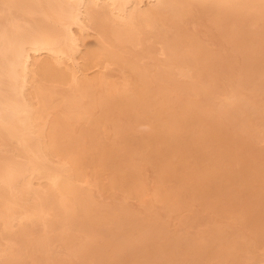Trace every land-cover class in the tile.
<instances>
[{
    "label": "bare ground",
    "instance_id": "bare-ground-1",
    "mask_svg": "<svg viewBox=\"0 0 264 264\" xmlns=\"http://www.w3.org/2000/svg\"><path fill=\"white\" fill-rule=\"evenodd\" d=\"M189 10H194L197 14L199 13L198 16L201 18L204 16H207V18H209L208 19L209 22L211 21V23H213L215 25L214 27H216L217 30L218 29H219V31L222 30L221 34L220 33L219 34L225 38L223 40H228L229 42H231L232 45L236 44L240 47L242 46V48H243V45L247 49L250 48L249 50H251V52L248 50L250 52L249 55L247 54L246 51L244 54L242 53L244 51H242V52L238 51L239 54L240 53L243 54L244 58L242 57V59L245 60V65L247 66V67L246 66L243 67L244 68L243 72L246 70V72H245L246 74L244 73L245 75L242 78H243V80L249 78L248 77V74H249L248 70H250V72L254 70L258 74L257 78H260L262 80V82H264V80H263L264 79V67L260 68V66H261L260 65L259 66L260 69H255V65L258 66V64H256L258 62V59H259V61H261V60L263 61V59L260 58V56L263 55L262 54L263 50L261 51V49L259 50V48L254 47L252 45L251 34L254 35V32H250L251 33L250 34L248 32H245V30L242 28L243 26L242 27L237 26V22L243 21L245 19L244 13L246 14L248 12H251L253 14L255 24H257L258 26H262L263 25L262 21L264 20V0H0V15H3V17H5L4 18L5 22L0 23V233L1 234H3V232L9 233V231L11 233V230L13 231L14 230L13 228H15V226H16L15 230H17V231L15 232V230H14L15 233H14L13 239H14L15 243H18V245H19L18 247H20L19 248L20 251L19 250L18 251L20 253H22L21 250H24L25 253L28 255V257H29L28 259H30V264H50V262H48V260H47L49 255L47 253H45L46 252V246L48 245V242L50 240L49 236H47L48 231H44L43 233L36 232L38 234H36V233L34 234L33 230H31V228L33 227L31 225L34 224L36 221L42 222V226L44 227V229L46 227L47 228L50 227L49 229H51V227L54 228V226H56V225L66 224L68 227L65 226L64 232H67L66 230H68V229H66V227L70 228V227L75 226V225L82 227L87 232V231H89L88 225L89 224L91 225V223L93 221H98V222L100 221L103 223L113 221L112 218L114 216H111V213H107V214L103 215L102 212L98 211L99 212V214H98V212L93 210V209H95L92 206L94 204L89 203L92 200L90 194L86 191L85 188H84V190L82 189L83 187H86V186L82 185V187H80L81 184H79L78 182H80L81 176L87 177L86 173L84 175L82 174V171H81L82 160L81 159L85 158V157L88 158L89 159L88 164L90 165V163H91L92 166L93 165L96 167L98 166V168H97L98 170L101 168H102V170L106 169V168L109 169V168H112V166L114 169V167H116L117 165L118 166L116 168H120L121 165H123L121 163L124 162V160H126L124 155L128 151L127 148L130 144L129 137H127L126 133H124V128H123L124 124H122V123H124V122L128 123L129 121L133 122V112L134 111L135 112L137 111V112L141 113L142 115H146L145 117L147 119H149V117H151V116L156 115L155 118L157 117L159 120L160 119L162 120V121L160 120L161 122H157V124L155 123V120H154V123L156 125L155 124L147 125V129H148L150 135H149V137L146 136V138L148 137L149 140L151 141L152 140L151 136L155 137V139H158V141H156V142H159L161 144V146L164 145L165 149L160 154L163 155L161 157H165L164 158L165 160L162 162L161 166H158V163L156 161L159 158H156L157 160L154 161V160H152L153 158L149 159L147 156L146 159L149 162V164L152 163V164H154V166L160 167L157 169V177L155 179L157 181L156 182L157 187H156V184L154 182L155 187H156V188L153 187V188H155L154 195H156V196L158 195V197H161V198L163 197L167 204L169 203L168 200H172L170 202L174 203L173 200L176 201V199H178V197L175 199V195H170L169 193L166 194V192H164L165 196H163L162 190H161V186L165 180V175L168 174L169 172L171 173V171L176 169L175 167H173L174 164L171 165L173 161H169V158H171V155L173 156V158H174V156L177 158V160H176L177 162H178V160L181 161L180 160L181 157L179 156V153L177 155L175 153V150H178L175 148L177 146L181 145L180 144L181 141L178 140L179 145L177 144V142H175V144H177V145H174L173 144L174 141L171 142L170 141L171 139L166 137L167 128H168V125L170 123L169 121L171 119H170V117H169V119H166L164 117L161 118L162 117L161 114L163 113L165 108L170 106L172 103H174L173 97L171 99V97H168L166 92H165L166 89L170 88L169 84L173 83L172 80H174L173 79L174 76L172 73L168 72L167 69H165L166 71H164V69L157 68V69H159V71L155 72L154 76H155V78H157L156 80H158L157 82H159V83L157 84V82H156L157 85L155 84V87L153 86V88H148V86L146 84V78L147 77L144 73V68L140 67L135 62H132V63L128 62L129 58L127 59L126 57H124V56H126L125 54H124V56H122L123 54L120 55L119 49H120V45H122L125 42L130 43V45L134 44V43H139L140 42V36L137 35L138 32H136V31L140 28L139 26L146 25V26H148L149 29L153 30L152 34L154 35V37L157 35L160 37L161 36L165 37L164 39H162L163 40V44H162L163 47L161 46L163 48V50H161V51L166 55V57H164L165 58V60H164L165 61L164 66L165 67H167L166 66L167 64L168 65L170 64L171 66H172V64H176V66L179 68L180 66H182V61H183L182 59L184 58L186 60V57L188 56L189 58L186 60L187 62H184V66H186V68L188 67V69L189 68L194 69V72H195V74L197 73L196 75H198V77L199 76L202 77V75H201L202 73H204L205 76H207L206 74H207V72L210 71V69L212 70V73H214L216 70L214 69V72H213L212 62H215L214 61L215 59L213 60L212 56L208 55V53H205L202 46L199 43L194 42L192 40V38H190V37L189 38L188 37L180 38L178 36V35L182 34L180 20L186 16V14L188 13ZM192 14H193V12H192ZM232 15L235 17V19H231V18H234V17H231ZM201 18H199L200 21H201ZM234 20H236L237 22L235 23ZM222 21H224V22H222ZM167 22L169 24H167ZM201 22H204V21L202 20ZM91 25L96 30L95 34L84 37L85 32L88 33V30L91 28L90 27ZM74 26L76 27V30L79 31V33L78 32L76 33L75 28H73ZM160 27H168V29L172 28V29H174V32L176 33V35L166 37L165 33L162 34L160 32V30H159ZM211 28H213V27H211ZM213 30L214 29H212V33H213ZM241 33H242V37L244 38V40H243V38L238 40V38L236 36V34L240 35ZM145 34H147V33H145ZM209 34L211 35V33H209ZM249 34H250V38H248ZM212 35H214V34H212ZM221 39H222V37H221ZM247 44H248V46H247ZM250 44H251V46H250ZM234 48H235V46H234ZM239 49H241V48H239ZM42 51L47 52L48 53L47 55L50 56V59L39 60V58L37 56ZM150 51H148V52H150ZM121 52H123V51L121 50ZM251 53L252 54L258 53V56L259 55L260 56L258 58L257 55L252 56ZM259 53H261V54H259ZM104 56L109 58L108 60L112 61V62L110 61V63L120 62V64L122 63L123 66L128 64V67L131 70L129 78L132 81V88H130L131 90L129 92H128V90H125L123 88H121L122 91H119L118 89H117L118 92H116V90L112 91L113 90L111 88L112 86H110L109 82L106 81L105 76L102 75L103 73L101 75H97V76L92 77V78H88L85 76V71H84L85 69L83 70V68H85V67H82V66H84V65L87 66L86 64H95L96 65L100 62L102 57L105 58ZM204 58H206V60H204ZM82 60L86 64L82 63ZM227 60H228L227 58L226 59L224 58L223 62H221V61L220 62H221V64L224 63L223 65L225 66L227 64V63L225 64V62H227ZM185 63H186V65H185ZM217 63H215V65H214L215 68H216ZM230 63L228 62V64H230ZM228 66H230V65H228ZM119 67H122V66H119ZM128 67H126V68H128ZM155 67H157V66H155ZM218 67L220 68L219 65H218ZM123 68H122V70H123ZM243 72H241V75L243 74ZM255 72H254V77L256 76ZM190 74H192V73H190ZM195 74H193V76ZM251 74H253V73H251ZM126 77H127V74H126ZM207 80H208V78H207ZM210 80L212 82L214 80V78H213V80L212 79H210ZM235 80L233 79V82ZM254 80L256 81L257 79H254ZM239 81H240V79H239ZM211 82L209 83V81H207V83H209L210 85H213ZM245 82L248 83V81H244V84H245ZM45 83H47V84L50 83V85L51 84H53V85L54 84H66L65 88H63L62 90L61 89L59 90L61 97L57 102L53 103V100L51 99V96H50L51 92L52 93L54 92V87L52 90V88H49L48 85ZM102 83L107 84V86L105 87V90H106L105 93H101L99 90V86ZM133 83H134V86H133ZM176 83H179V81ZM235 83H236V81H235ZM242 83L243 82H241V84ZM252 83H254V82H252ZM173 84L175 85V82ZM200 85L202 86V90L200 89L201 90V92H200L199 87H198V89L196 88L197 94L199 95V93H201L205 97V99L206 98L210 99V96L212 95V94H210V92H212V91L209 92L210 89H208V87L210 88V85L207 84L208 85L207 88H206L207 85L206 86H204L202 84H200ZM200 85H198V86H200ZM183 86L187 87V85H183ZM195 86H196V84H195ZM176 87L178 89V87L180 88V85L176 84ZM188 87H189V84H188ZM236 87H237V85H236ZM181 88H183L182 90L185 89V91H187V88H184V87H181ZM181 88H180V90H181ZM212 89H213V87H212ZM192 90H195V87H194V89L192 88ZM238 91H240V90H238L236 88H233L232 92L230 91L231 92L230 96H231L232 100L224 101V102L222 101L220 104H218L220 107V110H218L219 108L217 110H213L214 108H212V110L215 111V114H217V116H215L216 118L218 117V115L219 116L223 115L225 118H227L225 116V114H228L229 115V116L227 115L228 117H230V115L235 117V114H237L238 112H239V114H238L239 117H242V115L244 116V114L248 115L249 112L243 113L247 109V104L246 105L242 104V106H244V107L246 106V108H242L241 104H239V102L241 101V100H239V96H241L242 94L240 93V95H238ZM55 92H56V90H55ZM230 96H228V97H230ZM242 97H243V95H242ZM225 98H223V100H227V98L226 99ZM248 98L250 100V97H247V100H248ZM261 98H264V95ZM199 99H200V97H199ZM174 100H176V98ZM245 100H246V98H245ZM245 100H243V101H245ZM176 101H178V100H176ZM154 102H157V104ZM178 103H180V102H178ZM181 103H182V101H181ZM186 103H184V105ZM195 104H197V103H195ZM253 104H254L255 108H256V106H258V107L260 106L259 104H256L254 102H252V104H250V106ZM181 105H183V104H181ZM189 105H194V104L190 103ZM199 105L200 104H198V106ZM52 106L53 107L58 106V108L60 109V114L57 113L54 115V113H55V111H54L53 115H51L52 117H50V111H48V110L50 108H52ZM90 107H98V109H100L98 111L99 112L98 116H100L101 118H99L96 115V111H95V115L92 114L93 111H91L92 108H90ZM195 108H197V107H193V106L191 107V106H188L187 104L184 107L181 106V109H180L181 111L178 110L179 112L178 113L176 112V114L173 115L172 119L173 120L174 119L179 120L180 115L182 113L191 112L192 114H194L196 111ZM198 108H201V107H198ZM148 109L154 110L156 114H152V112H151L150 113L151 115H150L148 112V114H149L148 115L149 117H148L147 111H146ZM248 109H249V107H248ZM257 110H258V108H257ZM240 111H241V113H240ZM258 111H260V110H258ZM118 114L119 115L122 114V116H125L127 118L128 122H127V120L124 121L125 120L124 117H123L124 120L122 122L123 118L122 117L120 118ZM71 115L74 116V118L75 117L76 118H80V117L84 118L85 122L92 125L93 128L92 127H91L92 129L87 128V127H89V124L86 127V129L84 127L83 128L73 127L72 126L73 122L71 121L72 118L71 119L69 118L70 120L68 119V117ZM158 115H161V116H158ZM212 115H214V112ZM247 115H245V116H247ZM249 115L247 116L248 118H249ZM197 116L199 117V115H197ZM224 117H221V118L223 119ZM221 118L219 117L217 120H221ZM261 118L263 119L262 116L260 117V119ZM102 119H104V120L110 119L111 120L112 125H111L110 129H112V131L111 130L110 131H111V133H114L115 136L118 138V139L116 138L117 142H115L116 140L114 138H112L113 144L111 142V145H108V146L100 145L101 143L98 144L99 143L98 139H96V137H95V135H96L95 128L98 125V122H100V120H102ZM200 119H199V121H200ZM233 119H236V118H233ZM110 120H109V122H110ZM185 120L186 119L183 118L181 121L180 120L179 121L182 124V121L184 122ZM204 120L205 119H203V121H201V122L204 123L205 122ZM236 120L238 121V119H236ZM250 120H251V118H250ZM242 121H244V120L242 119ZM246 121H248V120H246ZM246 121H245V123H246ZM109 122L107 120V123H109ZM210 122H211V120H210ZM234 123H235L236 127L240 126L239 124L237 126L236 122H234ZM238 123H239V121H238ZM245 123H244V125H249L248 122H247V124H245ZM249 123H251V122L249 121ZM137 124H139V123H137ZM201 124L202 123H200V125ZM204 124L206 125V122ZM240 124H243V123H240ZM79 125H80V123H79ZM208 126H210V125H208ZM109 127H110V125H109ZM209 128H211V127H209ZM145 132H147V131H145ZM223 132H225V131H223ZM221 134H222V131H221ZM170 136H173V135H170ZM225 136H227V135H225ZM94 138L97 140V143H95L96 141H94L95 140ZM182 138H181V140H182ZM84 142H85V144L89 143L88 148L85 146L87 149H90L89 153H88V151H86L87 149L85 147H83ZM182 142H183V140H182ZM224 142H222V143L224 144ZM147 143H149V142H147ZM147 145L149 146V144H147ZM150 145H151V143H150ZM247 145H250L249 142ZM158 146H159L158 148L161 147L160 145H158ZM244 146H245V143L243 144L242 147H244ZM136 148H138V147H136ZM151 148L153 150H156L153 147H151ZM189 148H191V147L189 146ZM151 152H153V151H151ZM158 152H161V151H158ZM178 152H179V150H178ZM180 153H182V152H180ZM126 155L128 156V154H126ZM52 156H54L56 158L58 157V158L56 160H53L54 157H52ZM184 156H185V154H184ZM130 157H131V155H130ZM182 157H183V155H182ZM176 158H174V159H176ZM161 160H163V159H161ZM144 161H145V158H144ZM131 163H132V161H131ZM88 164L86 163V165H88ZM110 165H111V167H110ZM130 166H132V164H130ZM89 167H91V166H89ZM96 167H93L95 169H93V168H91V169L94 170V172H95ZM155 168H153V169H155ZM193 168H195V167H193ZM196 169H197V167L195 168V171L197 172L198 169L197 170ZM136 170H137V168H136ZM177 171L178 170H176V172ZM190 171H192V169ZM94 172L91 171L90 174L92 175ZM109 172H111V171H108V173ZM196 172H195V174H196ZM209 172H211V171H209ZM83 173H84V171H83ZM129 173H130V171H129ZM154 173H155V170H154ZM110 174H111L112 178H109V180L107 182V183H109V182L111 183L110 187L116 188V187L120 186V188H121V186H123L122 189H125L124 191L131 190L132 186L130 188L129 183H128L129 185L123 184L125 182V180H127L125 178V176L117 175L113 171ZM176 174H178L179 177L184 176L183 173H182V175L180 174L181 176L179 175V173H176ZM168 175H170V174H168ZM187 175H188V173H187ZM187 175L185 174V176H187ZM214 175H215V173H214ZM228 175H231V173ZM36 177L40 178V179L44 178L45 183L43 185H41L40 187L34 186L32 180ZM91 177L89 176V178H91ZM166 177L169 178L167 175H166ZM170 177H171V175H170ZM176 177H177V175L175 176V179H176ZM195 177L198 178L197 175ZM205 177L208 178L207 180L209 181V183L211 185H213L212 182L215 180L213 175L210 177L205 175ZM99 178L100 177L98 176V173H96L95 183L100 184V188H101L102 183L99 182V180H100ZM133 178H134V176H133ZM133 178L131 176V179H133ZM152 178H155V176L153 175ZM186 178L182 181L186 180V182H188V185H189V183H191V182H189L190 180H187L188 178L187 179ZM201 178L204 180V182L206 181L203 177H201ZM226 178H227V176H226ZM87 180H90V179H87ZM92 180H94V179H92ZM92 180H90V181H92ZM133 180H136V178ZM176 180H178V179H176ZM179 180L181 181L180 178H179ZM83 181H84V179H83ZM137 181H138V179H137ZM194 181H196V180H194ZM84 182H86V181H84ZM152 182H153V180H152ZM125 183H127V181ZM139 183H140V181L138 182V184L135 187H133L132 191H134V193H136L137 195L139 194L138 196L140 197V191H141L140 189L142 187L139 189V187H138V186H140ZM176 183H177V181H176ZM89 184H91V183H89ZM135 184H136V182H135ZM164 184H163V186H165ZM181 184L182 183L179 182V187ZM221 184H223V183H220V185ZM91 185H93V184H91ZM177 185H178V183H177ZM195 185H196V183H195ZM203 185H204V183H203ZM203 185H201V186H203ZM217 185L219 186V184H217ZM223 185L220 186V189H221V187L222 188L225 187L227 185V183L224 186ZM242 185L244 186V183ZM104 186H105V184H104ZM107 186H109V184H107ZM181 186H183V185H181ZM192 186H194V184ZM245 186L244 187L239 186V189L245 188ZM184 187H185V184H184ZM189 187H186V188H189ZM213 187L216 188L217 186H213ZM227 187H228V185H227ZM210 188H211V186H210ZM89 189L90 188H88V190ZM101 189H99V190H101ZM183 190H185V189L183 188ZM195 190H196V188L194 186V191ZM207 190H209V189H207ZM194 191L190 190V192L193 194L196 193ZM172 192L174 193L175 191H172ZM172 192H171V194H172ZM244 192H247V191H244ZM248 192H253V191L249 190ZM176 193H177V189H176ZM178 193H180V192H178ZM210 193H211V191H210ZM223 193L224 192H222L221 194L223 195ZM253 193H255L256 198L252 196V198L250 200L252 201V199H256V202L252 203L250 201V203H252L254 205L253 207H255V209L257 210V209H259L260 205L264 204V194H263L264 192L258 191V192H253ZM130 194H132V193H130ZM221 194H219V195H221ZM145 195H147V194H145ZM180 195H181V193H180ZM217 195H218V193H217ZM219 195H218V197H219ZM156 196H155V198H156ZM214 196H216V195H214ZM149 197H150V194H149ZM179 198H181V197H179ZM153 199H154V196H153L152 200ZM157 199H160V198H157ZM179 200H178V202H179ZM146 201H145V203H147ZM225 201L227 202L228 200H225ZM160 202H161V200H160ZM230 202H234V201H230ZM230 202H228V203H230ZM180 203H181V200H180ZM234 203H232V206ZM226 205H228V204L226 203ZM162 206H164V204ZM166 206H164L165 210H167L166 208L169 205L167 207ZM169 207H171V206H169ZM173 207H178V206L176 204ZM173 207H172V210L174 209ZM179 207H180V205H179ZM212 207H213V209H211V210H214V208H215V210H217L216 207H214V206H212ZM123 208H124V206H123ZM227 208H229V207H227ZM230 209H227V210H229V212H230ZM249 209H254V208H249ZM175 210L176 209H174V212H175ZM221 210H224V208ZM232 210H234V209L232 208ZM260 210H262V209H260ZM217 211H216V214H218ZM245 212H248V211H245ZM223 213L221 211L220 215H222ZM248 213H250V212H248ZM251 213H250V215H251ZM49 214H51L52 216L49 218H46V216ZM262 214L264 216V213H262ZM262 214H260L259 216H262ZM239 215H238V217H240ZM242 216H244V214ZM252 216L254 217V215H252ZM256 216H257V214H256ZM215 217H217V216H215ZM187 218H189V217H187ZM101 219H103V221ZM120 219L124 223L130 224V226H131V223H132L131 218L128 215L125 214V216L123 217L124 220L122 218H120ZM243 219H246V217ZM253 220H254V218H253ZM258 220L255 222L257 224V227H258V228H256L257 230L261 226V225L259 226L260 222H258ZM249 221H251V219ZM40 222H39V224H40ZM247 223H249V222L247 221ZM250 223H251V226H250ZM250 223H249L250 228L251 227L253 228V225H254V224L252 225L253 222L251 221ZM36 224H38V222ZM148 224L151 225V222H148ZM93 226H94V224H93ZM153 226H154V224H152V226H150L149 231H151L153 229ZM36 227H37V225H36ZM43 227L42 228L39 227V229H43ZM62 227H64V226H62ZM37 228L34 227V229H37ZM47 228H46V230H47ZM214 228H216V227H214ZM54 229H56V228H54ZM225 230L227 231V229H225ZM252 230H254V229H252ZM229 231H230V229H229ZM231 231H232V229H231ZM45 232L47 233V235ZM207 232H208V234H207L208 236H206L207 238H204V240H202V241H200V239H198L197 241H199L200 243L194 244L192 246L191 250H188V252L189 251L193 252V254L196 255V256L190 255V257H196L197 258V257L202 256L205 253H207V248H209L210 246H211V248H213L212 245L214 244L213 243L214 240L217 241L215 244L220 245L219 251L217 250L219 246L217 247V249L215 246L214 247H215V250L218 251V253H219L218 255H220L219 258H222L221 261L222 260L225 261L227 259H232L234 257L236 250L241 249V248L245 249L247 247L246 244L244 245L245 242L243 243V242H241L242 240L240 241V240L236 239L237 234H235V236L234 235L232 236V234H231V237H230L229 236L230 233L227 234L228 231L226 233L224 232V234H223L221 229L220 230H218V229L212 230V228L210 229V232L209 231H207ZM59 233H60V231H59ZM59 233H58V235H59ZM68 233H70V232H68ZM30 234H31V236L28 237V235H30ZM114 234H116V231ZM60 235H61V233H60ZM88 236H89V234H88ZM119 236H117V237H119ZM122 236H123V234L121 235L120 238H122ZM255 236H257V235H255ZM179 238L180 237H177L176 239H179ZM239 238H240V236H238V239ZM60 239H62L61 242H64L63 245H65V246L68 245L66 243H69L70 240L72 242L74 240V239H70V235L67 233L62 234ZM108 239L110 240V238H108ZM182 239H184V238H182ZM186 239L187 238H185V240ZM254 239H255V237H254ZM8 241H9V239H8ZM104 242L105 241H103L102 243H104ZM172 242L173 241H171V243ZM174 242H176V241H174ZM187 242H189V240H187ZM187 242L184 244L187 245ZM191 242H190V244H191ZM74 243H75V241H74ZM124 243H125V241H124ZM1 244H2V242H1ZM12 244H13V242H12ZM105 244H108L107 241ZM122 244H123V241H122ZM155 244L154 245L157 246V243H155ZM161 244H163V243H161ZM190 244H188V245H190ZM173 245H175V243H173ZM98 246L103 247V245H101V244ZM170 246H167V248ZM78 247L79 246L76 247L77 250H78ZM113 248H114V246H113ZM187 248H188V246H187ZM95 249L96 248L92 244L86 242V244L80 250L76 251L75 249L71 248L70 252L74 255L77 254V256L80 258L78 260L84 261V258L91 256L90 254H92L95 251ZM117 249L118 248H116V247L114 250L111 249V251L112 250L113 251L111 252L110 256L112 258H114V261L116 260L115 255L121 254L118 252H116L117 254L115 253V251ZM121 249H123V248L121 247ZM163 249H164V247H163ZM14 251H16V250L11 248L9 245H5L3 248L1 247L0 253H2V256H0V264H23L24 260L17 259L16 255H18V252L15 253ZM100 251H102V250H100ZM105 251H103V252H105ZM119 251H120V249H119ZM152 251H154V250H152ZM171 251H173V250H171ZM182 251H183V248H182ZM185 251H187V250H185ZM185 251H184V253H186ZM107 252H109V250ZM121 252H123V251H121ZM168 252H170V251H168ZM25 253L23 252L22 254H25ZM149 254H151V253H149ZM3 255H4V257H3ZM106 255H108V254H106ZM187 255H186V257H189V253ZM22 256L24 257V255H22ZM69 256H71V255H69ZM215 256L217 257V254ZM18 257H21V256H18ZM127 257L128 256L126 255V258ZM236 257H238V256H236ZM50 258H48V259H50ZM126 258H124V259H126ZM200 258L201 257H199L198 261L200 260ZM181 259H180V262H183V260H181ZM56 260L59 261L61 259H59V260L55 259V261ZM184 260H187V259H184ZM67 261L70 262L69 260H67ZM114 261H113V263H115ZM193 261L195 262V259L192 260V262ZM217 262H219V261H216V263ZM226 262H228V261H226ZM60 263H62V261ZM71 263L73 264L72 261H71ZM101 263L105 264V263H103L102 260H101ZM116 263H117V261H116ZM231 264H232V261H231Z\"/></svg>",
    "mask_w": 264,
    "mask_h": 264
},
{
    "label": "rangeland",
    "instance_id": "rangeland-1",
    "mask_svg": "<svg viewBox=\"0 0 264 264\" xmlns=\"http://www.w3.org/2000/svg\"><path fill=\"white\" fill-rule=\"evenodd\" d=\"M192 12H193V14H192ZM194 12H195L194 10H189L187 13L188 15L186 14V16L180 20L182 34L178 35V36L180 38H185V37L192 38V40L194 42H197L202 46L205 53H208V55L212 56L213 60L215 59L214 60L215 62L211 61L213 64L212 65L213 72H214V69L216 70L214 73H212V70L210 69V71L208 70L210 73L207 72V74H206L207 76H205V74L202 73L201 74L202 77L201 76L198 77V75H196L197 73L195 74L194 69H192V68L188 69V67L186 68V66H184V62H187L186 60L189 58L188 56L186 57V60L184 58L182 59L183 60L182 66L179 67L180 69L176 66V64H172V66L170 64H169L170 66L167 64L166 65L167 67H165L164 66V64H165L164 63L165 62L164 57H166V55L161 51V50H163V48H162L163 47L162 46L163 40L162 39H164L165 37L164 36L160 37L158 35L154 37V35L152 34L153 30L149 29L148 26H146V25L139 26L140 28L136 31V32H138L137 35L140 36V42L139 43H134L135 45L134 44L130 45V43L125 42L122 45H120V49H119L120 55L123 54L122 56H124V54H125L126 56H124V57H126L127 59L129 58L128 62H131V63L135 62L140 67L144 68V73L147 77L146 78V84H147L148 88H153V86L155 87V84L158 81V80H156L157 78H155V76H154V73L159 71V69H157V68L164 69V71H166L165 69H167V71L172 73L174 76L173 77L174 80H172V81H173V83L175 82V85L173 83L169 84L170 88L166 89L165 92H166L168 97H171V99L173 97V102L176 105L174 103H172L171 104L172 106L170 105V106L166 107L165 110L163 111L164 114L163 113L161 114L162 115L161 118L164 117L166 119H169V117H170V119H171L169 121L170 123H169L168 128H167L166 137L171 139L170 140L171 142L174 141L173 142L174 145H177V144L179 145L178 140L181 141L180 142L181 145H179L175 148V149L179 150V152H178V150H175V153H176V155L179 153V156L181 157L180 158L181 161L178 160V162H177L176 161L177 158L174 156V158H176V159H174L173 156L171 155V158H169V161H173L171 165L174 164L173 167H175L176 169H174L175 171L173 170V171H171V173L170 172L168 173L171 175V177H170V175L166 174L169 177V178H167L165 175V180L163 182V184L165 183L164 184L165 186H163V184H162L163 187L161 186V190H162L163 196H165L164 192H166V194L169 193L170 195H175V199L178 197V199H176L177 202L173 200L174 203H172V202H170L172 200H168L169 203L167 204L163 197L161 198V197H158V195L157 196L154 195V190L157 187V183H156L157 181L155 180L157 177V169L160 167L154 166V164H152V163L149 164V162L146 159L147 156L149 159L153 158L152 160H154V161L157 160L156 158H159L156 161L158 163V166H161L162 162L165 160L164 159L165 157H161L163 155L160 154L165 149L164 145L161 146V144L159 142H156V141H158V139H155V137H152V136H151L152 140L150 141L148 138L150 133L147 129V125H152L155 123L157 124V122H161L162 120L160 119L161 120L160 121L157 117H156L157 118L156 119L155 118L156 115L151 116L152 118L149 117L148 115L151 112H152V114H156L155 111L151 110V109L146 110L147 116L149 117V119H147L145 117L146 115H142L141 113L134 111L133 112V122H130V121L128 122V120L125 116H122V114H120V115L118 114L120 118L121 117L125 118V120H124V118L122 119V122H123V120L124 121L127 120V122H128V123H125V122L122 123V124H124V126H123L124 133H126V136L129 137V141H130V144L127 148L128 151L124 155L126 160H124V162H122V163L120 162L121 164H123V165H121L120 168H116L118 166L117 165L116 167H114V169L112 166V168H109V169L106 168L107 170L106 169L102 170V168L98 170L97 169L98 166L97 167L94 165L92 166L91 163H90V165L88 164V160H89L88 158H86V157L82 158L81 159L82 160L81 171H82L83 175L86 173L87 177L81 176V180H80V182H78L79 184H81L80 187H82V185L86 186V187H83L82 189L84 190V188H85L86 191L90 194L92 200L89 203L94 204L92 206L96 209V210L95 209H93V210L96 212H98V211L102 212L103 215L107 214V213H111V216H114L112 218L113 221L104 222V223L100 222V221L99 222L93 221L91 223V225L90 224L88 225L89 231H87V232L82 227H79L76 225L72 226L70 228H67L68 226L66 224H62V225L60 224V225L54 226V228H56V229H54L53 227H51V229H49L50 227H48V228L46 227L47 228V230H46V228L44 229V227L42 226V222L36 221L34 224L31 225V226H33L31 228V230H33L34 234L36 232L43 233L44 231H48L47 232L48 235L46 232L45 233L47 236H49L50 240L48 242V245L46 246V252L45 253H47L49 255L48 258L51 257L50 259L47 258V260H48V262H50V264H66V263L72 264L71 261L73 262V264H102L101 260L105 264H115L116 261H117L116 264H195V263L196 264H217V263L218 264H220V263L221 264H229V263L231 264V261H232V264H236V263L237 264H264V216L262 214V213H264V206H263L264 204L260 205L259 209L256 210L255 207H253L254 205L252 204L253 202L254 203L256 202V199H252V201L250 200L252 198V196L255 197V193H253V192H258V191L264 192V154H263L264 153V101H263L264 98H261L264 95V93H263L264 92V82H262V80L260 78H257L258 74L254 70L253 71L255 72V75H256L255 77H254V72L253 71L250 72V70H248V72L250 74V75L248 74L249 78H247L245 80H243V78H242L246 74L245 73L246 70L243 72V70H244L243 67L246 65H245V60L242 59V57L244 58L243 54L245 53V51L249 55V53L251 52V50H249L250 48L247 49L243 45V48H244L243 49L242 46L240 47L236 44L232 45L231 42H229L228 40H223L225 38L220 35L222 30H220V31H219V29L217 30V28L214 27L215 25L213 23H211V21L209 22V20H208L209 18H207V16H204L205 18L204 17L201 18L198 16L199 13L197 14L196 12L195 13ZM196 15L199 18H201V21L203 20L204 22H201ZM231 17H234V16L232 15ZM4 18L5 17H3V15H0V21H1L0 23L5 22ZM244 18L245 19L243 21H240V22H237L236 20H234V21H235V23L237 22V26H239V27L243 26L242 28L245 30V32H248V33L254 32V35L250 33L252 45L254 47L259 48V50L261 49V51L263 50L262 54L264 55V53H263L264 52V49H263L264 48V20L262 21L263 25L258 26L257 24H255L254 17H253V14L251 12H248L246 14L244 13ZM231 19H235V17L231 18ZM222 22H224V21H222ZM167 24H169V23L167 22ZM208 26L209 27L211 26L213 28H211V27L209 28ZM90 27L91 28L88 30V33L85 32V34H84L85 36L83 35L84 37L95 34V31H96L95 28L92 25ZM73 28H75L76 33L77 32L79 33V31L76 30L75 26ZM212 29H214L213 33H212ZM159 30L162 34L165 33L166 37L176 35V33L174 32V29H172V28L168 29V27H160ZM145 33H147V34H145ZM209 33H211V35L212 34H214V35L211 36ZM250 34H249L248 38H250ZM236 36H237L238 40L243 38L242 33L240 35L236 34ZM221 37H222V39H221ZM243 40H244V38H243ZM234 46H235V48H234ZM247 46H248V44H247ZM250 46H251V44H250ZM239 48H241V49H239ZM121 50L123 52H121ZM148 51H150V52H148ZM238 51L239 52L244 51V52H242L243 54L242 53L239 54ZM47 54H48L47 52L42 51L37 57L39 58V60L50 59V56ZM259 54H261V53H259ZM251 55L252 56L257 55L258 58L260 56V55L258 56V53H255V54L251 53ZM263 55L260 56V58L263 59V61L262 60L259 61V59H258V62L256 63V64H258V66L255 65V69H260V68L264 67V63H263L264 62V56ZM106 58L107 57H105V58L102 57L100 62L96 65L95 64H86L82 60V63H85L87 65V66H85V65L82 66V67H85V68H83V70L85 69L84 70L85 76L88 78H92V77H95L97 75H101L103 73L102 75L105 76L106 81L109 82L110 86H112L111 87L113 89L112 91H115V90H116V92H118V90L122 91L121 88H123L125 90H128V92H129L131 90L130 88H132V81L129 78L131 70L128 67V64L123 66V64L122 63L120 64V62L110 63L111 60H108L109 58H107V59ZM224 58L228 59L227 62H225V64L227 63L225 65L226 67L223 65L224 63L221 64V62H223ZM204 60H206V58H204ZM228 62L229 63L231 62V63L228 64ZM215 63H217L216 68L214 66ZM118 65L122 66V67H119ZM185 65H186V63H185ZM218 65L220 66L221 69L218 67ZM228 65H230V66H228ZM125 66L128 68H126ZM155 66H157V67H155ZM259 66H260V68H259ZM122 68H123V70H122ZM241 72H243V74H242L243 76L241 75ZM190 73H192V74H190ZM251 73H253V74H251ZM126 74H127V77H126ZM193 74H195V75L193 76ZM207 78H208V80H207ZM213 78H214V80H213ZM210 79H212L213 81L211 82ZM233 79L234 80L236 79L235 81L237 84L235 83V81L233 82ZM239 79L241 82H243L242 84L239 81ZM254 79H257V80L255 81ZM178 81H179V83H176ZM207 81H209V83L211 82L213 85H210L209 83H207ZM244 81H248V83L245 82V84H244ZM252 82H254L256 85ZM158 83L159 82H157V84ZM194 83L196 84V86ZM45 84H47V83H45ZM105 84L102 83L99 86V90L101 93L106 92L105 87L107 86V84L106 85ZM176 84H179L180 88L181 87L187 88V91H185V89L182 90L183 88H181V90H180L179 87L177 89ZM188 84H189L190 88L188 87ZM200 84H202L204 86H206L207 84L210 85V88L208 87V85L206 86V88L208 87V89H210L209 92L212 91V92H210V94H212L210 96V99L209 98L205 99V97L201 93H199V95L201 94L200 96L197 94L196 88L198 89V87H199L200 92L202 90V86ZM47 85L49 88H52V90L54 87V92L53 93L51 92L50 96H51V99L53 100V103L57 102L61 97L59 90L60 89L62 90L63 88H65L66 84H54V85L51 84L50 85V83H48ZM183 85H187V87L183 86ZM198 85H200V86H198ZM236 85H237V87H236ZM133 86H134V83H133ZM194 87H195V90H192V88L194 89ZM212 87H213V89H212ZM233 88L240 90V91H238V95H240V93L243 95V97H242V95L239 96V100H241L239 102V104H241V106H242V104L243 105L247 104V109L244 112L243 111L242 112L243 113L249 112L248 113V115L250 114L249 118L247 117L248 116L247 114H244V116L242 115L243 118L239 117V115H238L239 112L237 114H235V117L231 116V115H230V117H228L229 115L225 114V116L227 118H225L223 115H221V116L218 115V117L216 118L215 116H217V114H215V111H213V110H217L218 108H219L218 110H220V107L218 104H220L222 101L224 102V101L232 100L230 93L232 92ZM55 90H56V92H55ZM228 96H230V97H228ZM199 97H200V99H199ZM225 97L227 98V100H223V98H225ZM244 97L246 98V100H247V97H250V100L248 98V100L246 101ZM175 98L178 101L174 100ZM243 100H245V101H243ZM181 101H182V103H181ZM251 101L256 103V104H259L260 106L259 107L256 106V108L254 107V104L250 106V104H252ZM178 102H180V103H178ZM154 103L157 104V102H154ZM184 103H186L188 106H191V107L192 106L197 107V108H195L196 111L194 114L199 115V117L197 115L195 116L191 112L182 113L180 115L179 120L181 121L183 118H185L186 120L184 122L182 121V124H181V122L178 119L173 120L172 118H173V115L176 114V112L178 113L179 111H181L180 110L181 106L184 107L186 105V104L184 105ZM190 103H192L194 105H189ZM195 103H197V104H195ZM181 104H183V105H181ZM198 104H200V105L198 106ZM198 107H201V108H198ZM248 107H249V109H248ZM90 108H92L91 109V111H93V113L91 112L92 114L95 115V111H96V115L97 116L99 115L98 111L100 109H98V107H90ZM212 108H214V109L212 110ZM242 108H246V106L245 107L242 106ZM257 108L260 111H258ZM58 109H59L58 106L57 107L52 106V108H50L48 110V111H50V117H52L51 115H53L54 111H55L54 115L57 113L60 114V109L59 110ZM148 112H149V114H148ZM213 112H214V115H212ZM240 113H241V111H240ZM161 115H158V116H161ZM245 115H247V116H245ZM260 115L263 117V119L262 118L260 119V117H261ZM98 117L101 118L100 116H98ZM219 117L220 118L224 117V118L223 119L221 118V120H217ZM69 118L70 119L72 118L71 119V121L73 122L72 126L75 128L76 127H80V128L84 127L86 129V127L89 124V123L85 122V119L82 117H80V118L75 117L74 118V116L71 115L68 117V119ZM198 118L199 119L201 118L200 121ZM233 118L238 119L239 123L236 119H233ZM250 118H251V120H250ZM203 119H205L204 121L206 122V125L204 124L205 122L204 123L201 122V121H203ZM242 119L244 121H242ZM107 120L109 122L110 119L100 120V122H98V125L95 128V132H96L95 137H96V139H98V142H99L98 144L101 143L100 145H103V146L111 145V142L113 141L112 138H114L116 140L115 142H117V139H118L114 133H111V131H112V129H110L111 125H112L111 120L109 123H107ZM154 120H155V123H154ZM210 120H211V122H210ZM246 120H248V121H246ZM245 121H246V123H245ZM249 121L251 123H249ZM136 122L139 124H137ZM234 122H236L237 126H238V124L240 126L236 127ZM247 122L249 125H244V123L247 124ZM79 123H80V125H79ZM200 123H202V124L200 125ZM240 123H243V124H240ZM109 125H110V127H109ZM208 125H210V126H208ZM91 127H92V125L89 124V127H87V128L92 129L93 127L92 128ZM209 127H211V128H209ZM145 131H147L148 133ZM221 131H222V134H221ZM223 131H225V132H223ZM170 135H173V136H170ZM225 135H227V136H225ZM146 136H148V137L146 138ZM181 138H182L183 142H182ZM96 139L94 140V141H96L95 143H97ZM247 141L249 142L250 145H247L248 144ZM147 142H149V143H147ZM175 142H177V144H175ZM222 142H224V144ZM150 143H151V145H150ZM244 143H245V146L242 147ZM86 144L84 142L83 147L86 146L88 148L89 143H86ZM112 144H113V142H112ZM147 144H149V146ZM158 145L161 146L160 147L161 149L158 148L159 147ZM189 146L191 148H189ZM136 147H138V148H136ZM151 147L155 148L156 150H153ZM150 150L153 152H151ZM86 151H88V153H89L90 149H87ZM158 151H161V152H158ZM180 152H182V153H180ZM183 153L185 154V156ZM126 154H128V156ZM130 155H131V157H130ZM182 155H183V157H182ZM52 157H54V156H52ZM57 158L54 157L53 160H56ZM144 158H145V161H144ZM161 159H163V160H161ZM131 161H132V163H131ZM86 163L91 167L86 165ZM130 164H132V166H130ZM93 167H96L95 172H94V170L91 169ZM110 167H111V165H110ZM193 167H195V168L197 167V169H198V170L196 169L197 172L195 171V168H193ZM136 168H137V170H136ZM153 168H155V169H153ZM93 169H95V168H93ZM191 169H192V171H190ZM154 170H155L156 174L154 173ZM176 170H178V171L176 172ZM83 171H84V173H83ZM91 171L94 172L92 175L90 174ZM108 171H111V172L108 173ZM112 171L115 172L117 175L125 176V178L127 179V180H125V182L127 181V183L124 182L123 184H126V185L130 184V188L132 186L131 190L124 191L125 189H122L123 186H121V188H120V186L116 187V188L110 187L111 183L110 182L107 183V182H108L109 178H112V176L110 174V173H112ZM129 171H130V173H129ZM194 171L196 172V174ZM209 171H211V172H209ZM213 172L215 173V175L217 177L214 175ZM96 173H98V176L100 177L99 182L102 183L101 186L103 188L102 187L101 188L103 190L100 188V184L95 183ZM176 173H179V175L180 174L182 175V173H183L184 176H185V174L187 175V173H188V175L185 177L184 176L182 177L180 175L181 177H179L178 174H176ZM208 173L209 174L211 173V174L209 175ZM230 173H231V175H228ZM152 174L155 176V178H152V176H153ZM193 174L195 176L197 175L198 178H196ZM88 175L90 177L91 176L92 177L89 178ZM176 175H177L176 179H178V180L175 179ZM205 175L208 177L213 175V177L215 178V180H214L215 182L214 181L212 182L213 185H211L209 183V181L207 180L208 178H206ZM131 176H132V178L134 176L133 179L136 178V180L131 179ZM226 176H227V178H226ZM201 177H203L207 182L206 181L204 182V180ZM179 178L181 179V181L179 180ZM185 178L187 180H190L189 182H191V183H189V185H188V182H186V180L182 181ZM83 179L86 182H84ZM87 179H90V180L94 179V180H92L93 181L92 182V181L87 180ZM137 179H138V181H137ZM152 180H153V182H152ZM194 180H196V181H194ZM32 181H33L34 186H37V187H40L41 185H43L45 183L44 178L40 179V178L36 177ZM139 181H140V183H139L140 186H138L139 189L142 187L140 189L142 191V192L140 191V197L138 196L139 194L137 195L136 193H134V191H132L133 187H135ZM176 181H177L178 185H177ZM88 182L93 184V185L89 184ZM135 182H136V184H135ZM154 182L156 184V187H155ZM179 182L182 183L181 185H183V186L180 185V187H179ZM106 183L109 184V186H107ZM195 183H196V185H195ZM203 183H204V185H203ZM220 183H223V184L227 183L228 187L226 185L225 187H223L224 189L222 187L220 189V186L223 185V184L220 185ZM243 183H244V186L246 185L245 188L239 189V186L244 187L242 185ZM104 184H105V186H104ZM184 184H185V187H184ZM193 184L196 188L195 191H194V186H192ZM217 184H219V186ZM201 185H203V186H201ZM210 186H211V188H210ZM213 186H217V187L214 188ZM87 187L90 189L88 190ZM97 187L101 190H99ZM151 187L152 188L155 187V188L152 189ZM186 187H189L190 189L186 188ZM183 188L185 190L186 189L187 190L185 191V190H183ZM176 189H177V193H176ZM179 189L180 190L182 189V190L180 191ZM207 189H209V190H207ZM190 190L191 191L193 190L194 192H196V193H194L195 195L193 193H191ZM249 190L253 191V192H248ZM172 191H175V192L173 193ZM210 191H211V193H210ZM244 191H247V192H244ZM171 192H172V194H171ZM178 192H180L181 195ZM222 192H224L223 195L221 194ZM130 193H132V194H130ZM217 193H218V195L221 194L222 196L219 195V197H218ZM145 194H147L148 196ZM149 194H150V197H149ZM214 195H216V196H214ZM153 196H154V199L152 200ZM155 196H156V198H155ZM179 197H181V198H179ZM157 198H160V199H157ZM179 199L181 200V203H180ZM160 200H161V202H160ZM178 200H179V202H178ZM225 200H228V201L226 202ZM145 201L147 203H145ZM230 201H234L235 203L230 202ZM250 201L252 203H250ZM228 202H230L231 204ZM175 203L177 204L178 207H173L176 205ZM226 203L228 205H226ZM232 203H234L233 206H232ZM163 204H164V206L169 205L171 207L166 206L167 208L166 207L165 208L167 210H165L164 206H162ZM178 204L180 205V207ZM123 206H124V208H123ZM212 206L216 207L218 211L215 210V208H214V210H211V209H213ZM172 207L174 209H176L175 212H174V209L172 210ZM227 207H229V208H227ZM223 208H224V210H221ZM232 208L234 210H232ZM249 208H254V209H249ZM227 209H230L231 213ZM260 209H262V210H260ZM216 211L218 214H216ZM221 211H222V213L224 212L222 215H220ZM245 211H248L250 213L252 211L253 212L250 215V213L245 212ZM99 212H98V214H99ZM125 214L131 218V222H132L131 226H130V224H126L123 221H121L120 218L123 219ZM243 214H244V216H242ZM256 214H257V216H256ZM260 214H262V216H259ZM238 215L240 217H238ZM252 215H254V217ZM51 216L52 215L49 214L46 216V218H49ZM215 216H217V217H215ZM187 217H189V218H187ZM245 217H246V219H243ZM253 218L255 221L253 220ZM103 219H101V220L103 221ZM250 219L253 222L252 225L254 224L253 228L252 227L250 228V226H251V223H250L251 221H249ZM257 220H258V222H260L259 226L261 225L258 230L256 229L258 227H257V224L255 223ZM247 221L250 223V226H249V223H247ZM37 222H38V224H36ZM39 222H40V224H39ZM148 222H151V225L148 224ZM93 224H94V226H93ZM152 224H154V226H155V227L153 226L154 230L152 229L151 231H149L150 230L149 228H150V226H152ZM36 225H37V227L39 226L40 228L43 227V229H39V227L37 228ZM62 226H64V227H62ZM65 226H67L66 227V229H68V230H66L67 232H64ZM34 227L37 229H34ZM214 227H216V228H214ZM211 228H212V230L213 229L214 230L215 229H218V230L221 229L223 234H224V232L226 233L228 231L227 234L230 233L229 234L230 237H231V234H232V236L233 235L235 236V234H237L238 236H240V238L238 239V236L236 235V239L240 240V241L242 240L241 242H243V243L245 242L244 245L246 244L248 248L246 247L245 249H242V248L238 249V250H236L234 257L232 259H227L225 261L224 260L221 261L222 258H219L220 255H218L220 245L215 244L217 241L214 240L213 243L215 245L212 243L213 244L212 247L214 249L211 248V246L209 248H207V253H205L202 256H199V257H201L199 260L200 262L198 261L199 257H197V258L196 257H190V255L191 256L192 255L196 256V255H194L193 252H190V251L188 252V250H191V248L194 244L200 243L199 241H197L198 239H200V241H202V240H204V238H207L206 237V236H208L207 231L210 232ZM13 229L15 230L16 226ZM225 229H227V231ZM229 229H230V231H229ZM231 229H232V231L233 230L234 231L232 232ZM252 229H254V230H252ZM14 230L13 231L11 230L12 234L10 233V231H9V233L6 232L7 234L5 232H3V234L0 233V235H1L0 236V239H1L0 240V252H1V247L3 248L5 245H9L11 248L16 250V251H14L15 253L18 252V255L15 254L17 259L24 260L23 264H30V259H28L29 257L25 253V251L21 250L22 253L24 252L25 254H22L19 252L20 247H18L19 246L18 243H15V241L13 239L14 233L17 231V230H15V232H14ZM59 231H60L61 235L65 234V233L69 234L70 239H74L73 242L70 240L69 243H66L68 245H66V246L63 245L64 242H61L62 239H60L61 235H60ZM115 231H116V234H114ZM68 232H70V233H68ZM38 233H36V234H38ZM58 233H59V235H58ZM88 234H89V236H88ZM122 234H123V236H122V238H120ZM255 235H257V236H255ZM30 236H31V234L28 235V237H30ZM117 236H119V237H117ZM177 237H180L181 239L180 238L176 239ZM254 237L256 240L254 239ZM108 238H110V240ZM182 238H184V239H182ZM185 238H187V239L185 240ZM8 239H9V241H8ZM102 240L105 242L102 243L103 242ZM187 240H189V242H187ZM74 241H75V243H74ZM82 241L85 244H86V242L90 243L96 248L94 251L95 253L93 252L92 254H90L91 256L85 257L84 261L78 260L80 258L77 256V254L74 255L70 252L71 248L75 249L76 251L80 250L85 245ZM106 241L108 244H105ZM122 241H123V244H122ZM124 241H125V243H124ZM171 241H173V242L171 243ZM174 241H176V242H174ZM1 242H2V244H1ZM12 242H13V244H12ZM186 242H187V245L184 244ZM190 242H191V244H190ZM155 243H157V246H155L156 245ZM161 243H163V244H161ZM173 243H175V245H173ZM100 244L103 245V247L98 246ZM188 244H190V245H188ZM77 246H79L78 250L76 248ZM113 246H114V248H113ZM162 246L164 247L165 250L163 249ZM167 246H170V247L167 248ZM187 246H188V248H187ZM214 246L216 247V249L219 246L217 249L218 251L215 250ZM115 247L118 248L115 251V253L118 252L121 254L115 255L116 260L114 261V258H112L110 255H111V252L115 249ZM121 247L123 249H121ZM182 248H183V251H182ZM111 249H113V250L111 251ZM119 249H120V251H119ZM100 250H102V251H100ZM108 250H109V252H107ZM152 250H154V251H152ZM171 250H173V251H171ZM185 250H187V251H185ZM103 251H105L106 253ZM121 251H123V252H121ZM168 251H170V252H168ZM184 251L186 253H184ZM149 253H151V254H149ZM188 253H189V257H186V255ZM106 254H108V255H106ZM216 254H217L218 258L215 256ZM22 255H24V257ZM69 255H71V256H69ZM126 255L128 256L127 257L128 259L126 258ZM0 256H2V253H0ZM18 256H21V257H18ZM236 256H238V257H236ZM3 257H4V255H3ZM124 258H126V259H124ZM55 259H58V260L61 259V260L55 261ZM180 259L183 260V262H180ZM184 259H187L188 261L184 260ZM194 259H195V262L194 261L192 262V260H194ZM67 260H69L70 262H68ZM61 261H62V263H60ZM113 261L115 263H113ZM216 261H219V262L216 263ZM226 261H228L229 263Z\"/></svg>",
    "mask_w": 264,
    "mask_h": 264
}]
</instances>
